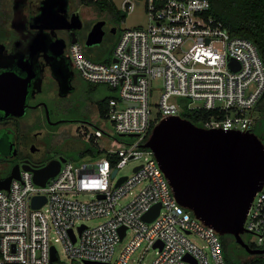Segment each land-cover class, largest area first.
Listing matches in <instances>:
<instances>
[{
	"label": "built area",
	"instance_id": "1",
	"mask_svg": "<svg viewBox=\"0 0 264 264\" xmlns=\"http://www.w3.org/2000/svg\"><path fill=\"white\" fill-rule=\"evenodd\" d=\"M141 1L146 24L120 29L114 60H93L76 41L68 47L85 80L116 91L102 117L115 133L132 139L118 138L120 146L101 147L97 138L114 136L87 126L81 134L99 153L82 155L79 162L66 158L44 184L34 182L31 171L20 169L7 188H0V264H53L58 257L55 242L67 257L84 263L128 264L131 253L144 244V250L154 252L144 264H226L219 234L175 200L152 151L143 143L160 117L180 114L179 97L187 99V107L220 114L207 118L204 127L250 130L253 106L264 90V63L251 40L231 34L207 13L209 0H120L119 9L129 12ZM155 79L159 83L153 84ZM154 87L159 89L155 114ZM132 160L130 173L121 172ZM35 195L44 196L39 206L31 204ZM156 202V216L144 220L142 215ZM91 218L100 220L87 224ZM121 226L125 229L120 238ZM243 226L254 236L256 247L264 245V181ZM128 232L111 263L114 245ZM142 254L133 264H143Z\"/></svg>",
	"mask_w": 264,
	"mask_h": 264
},
{
	"label": "flooded vegetation",
	"instance_id": "2",
	"mask_svg": "<svg viewBox=\"0 0 264 264\" xmlns=\"http://www.w3.org/2000/svg\"><path fill=\"white\" fill-rule=\"evenodd\" d=\"M88 6L84 0H0V169L5 175L13 166L37 168L65 157V125L82 126L81 132L91 124L84 105L87 115H93L91 108L98 112L89 96L94 89L74 67L68 47L75 38L83 53L92 51L94 45L85 46L84 40L98 19L104 20L101 41L111 37L115 44L118 34L111 10L97 9L88 17L83 14Z\"/></svg>",
	"mask_w": 264,
	"mask_h": 264
},
{
	"label": "water",
	"instance_id": "3",
	"mask_svg": "<svg viewBox=\"0 0 264 264\" xmlns=\"http://www.w3.org/2000/svg\"><path fill=\"white\" fill-rule=\"evenodd\" d=\"M103 23V19H98L91 25L84 40L85 46L100 43ZM75 40L73 38L72 42ZM1 86L0 81V91ZM143 146L152 151L168 180L173 197L180 205L219 235H232L233 240L246 252L264 253V245L250 247L242 238L247 209L264 181V143L252 130L204 127L180 114H169L152 125ZM65 159L61 156L37 168L25 165L20 168L31 171L34 182L44 184ZM19 171L18 167L13 166L7 175L0 177V188H7L10 179L19 176ZM114 172L115 169L111 174ZM124 177L120 176L116 184ZM43 201L44 196L35 195L31 204L39 206ZM158 208L159 202L154 203L142 215L143 219L152 220ZM82 226L79 225V229ZM124 229V226L119 228L120 238ZM184 257L190 258L188 254ZM55 258L54 246L51 245L50 259Z\"/></svg>",
	"mask_w": 264,
	"mask_h": 264
},
{
	"label": "rangeland",
	"instance_id": "4",
	"mask_svg": "<svg viewBox=\"0 0 264 264\" xmlns=\"http://www.w3.org/2000/svg\"><path fill=\"white\" fill-rule=\"evenodd\" d=\"M113 2L115 5V10L112 12L113 17L115 19V25H116L115 37L120 32V29L123 27L143 26L146 24V14H145L143 1L137 4L134 7V9H132L129 12H123L119 9L120 0H113ZM96 10L97 8L89 5L88 8L87 7L84 8L83 14H85L88 17H93L94 15H97L95 14ZM121 13H124V15ZM90 22L91 21L88 20L86 22V26H88ZM110 38L111 37L104 38L99 44L94 45L92 47V51L84 50V54L93 60L109 61L112 57V50L114 46V42ZM89 83L94 89L92 95H89L90 98L92 99L96 100V98H99L102 96H115L116 95V91L105 83H93V82H89ZM157 83H159V80L155 79L153 81V84H157ZM158 100H159V89L154 87L152 88V91H151V104H152L153 114H155L158 109ZM91 112L93 113V115L91 116L87 115L88 108H86L84 105V116L90 118L91 120V125H89V128L93 129L94 127H99L103 129L104 132L114 136V138H109L106 134H104L102 137H99L96 139V145L101 146V147L106 146V145L120 146V144H118L117 142L118 138L124 141H129L130 139H132L129 135L120 136L117 133H115L111 122L108 119L101 117L96 111V109L91 108ZM81 129H83L82 126L78 128L76 127V124H71V123L65 125V127L63 128V132L65 134V139L63 141V145L65 147L64 155L66 158L71 159L74 162H79L81 160V156H78L77 151L80 148H83L84 146H87L89 144L91 145L90 142H88L85 138H83L80 132ZM84 129H85V126H84ZM256 131L260 134V136L263 137V140H264V125L258 126L256 128ZM134 161L133 160L129 161L121 169V172L130 173L131 165L133 164ZM5 174H6V171L3 169H0V176L2 177ZM80 197L84 198L83 195ZM120 201H123V199H120ZM99 220L100 218H91L87 220L86 223L94 224L98 222ZM128 235H129V232L127 233V236L121 242H118L117 244L114 245L113 253L110 259L111 263H113L118 257L120 250L122 249L123 245L127 241ZM242 235H244V238L248 241L255 240L254 236L249 232H244L242 233ZM190 237L193 238L196 242L200 243V240L194 235H190ZM55 243H56L58 257L56 260L53 261V264H88V263H84L77 259H70L69 257L65 255L59 242H55ZM230 246H231L230 252H232L236 257L239 258L241 256H246L245 250L241 248L236 242H232ZM143 250H144V244L140 245L133 253H131L130 258L128 260V264H133L140 257L142 253H143L142 254L143 257L141 259V262L143 264L147 263L153 256L154 252L151 248L144 250V251Z\"/></svg>",
	"mask_w": 264,
	"mask_h": 264
},
{
	"label": "trees",
	"instance_id": "5",
	"mask_svg": "<svg viewBox=\"0 0 264 264\" xmlns=\"http://www.w3.org/2000/svg\"><path fill=\"white\" fill-rule=\"evenodd\" d=\"M84 3L97 9H109L111 12L115 10L113 0H84ZM207 13L219 19L231 34L243 36L251 40L264 63V0H209ZM121 14L124 15V13ZM109 97L111 96L96 98L98 113L101 117L105 113ZM178 99L182 103V109L179 112L180 115L197 125H203V122L212 115H220L214 109L187 107V99L185 97H179ZM252 111L254 114V122L250 130H252L264 143L263 137L256 131L258 126L264 125V90L254 104ZM97 153H99L97 147L92 144L84 146L77 151L78 156L86 154L95 155ZM219 237L226 264H252L257 261L264 262V253H248L245 251L246 256L236 257L230 252V245L232 242H235L233 241L232 235L222 234L219 235ZM242 238L250 247H256V244L246 240L244 235H242Z\"/></svg>",
	"mask_w": 264,
	"mask_h": 264
}]
</instances>
